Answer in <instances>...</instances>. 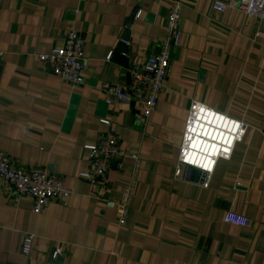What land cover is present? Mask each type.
<instances>
[{
  "label": "crops",
  "instance_id": "crops-1",
  "mask_svg": "<svg viewBox=\"0 0 264 264\" xmlns=\"http://www.w3.org/2000/svg\"><path fill=\"white\" fill-rule=\"evenodd\" d=\"M176 1L182 40L171 49L156 109L140 124L131 106H107L100 87L130 88L127 69L157 52ZM213 1L0 0V151L72 191L35 214L30 197L14 205L12 185L0 180V264H264V18L217 13ZM70 28L88 59L78 86L37 59L61 47ZM192 101L247 125L207 186L186 170L174 175ZM103 118L116 127L124 154L111 163L105 188L78 177L92 168L84 147L105 131ZM129 154L140 165L121 227L104 199H117L129 180ZM226 211L253 226L225 223ZM25 233L33 234L29 257L20 253Z\"/></svg>",
  "mask_w": 264,
  "mask_h": 264
},
{
  "label": "built area",
  "instance_id": "built-area-1",
  "mask_svg": "<svg viewBox=\"0 0 264 264\" xmlns=\"http://www.w3.org/2000/svg\"><path fill=\"white\" fill-rule=\"evenodd\" d=\"M181 8L178 1L170 7L165 23L166 36L159 42L157 52L150 54L139 64L130 65L127 69L128 75L132 79L129 89L108 83H104L100 87V90L106 95L107 106L113 104L131 106L133 116L140 124L146 123L156 109L170 67L171 49L178 47L181 43ZM211 9L217 13H223L229 9L236 10L257 21L264 18V0H214ZM140 15L141 12L137 11L133 20H138ZM124 29L130 31L132 26L126 24ZM256 36L261 35L256 34ZM121 43L129 44L125 39H121ZM111 57L112 53L110 52L105 57V61L109 62ZM124 57L127 56L124 54ZM37 59L52 75L64 83L78 86L84 81L83 73L87 69L88 59L84 53V41L74 28L65 31L61 47L53 48L46 54H39ZM99 123L105 128V131L97 136L93 144L84 147L93 161L92 168L79 173L78 177L87 183L105 188L111 163L122 158L124 154L120 148L121 138L112 121L103 118L99 120ZM246 131L245 123L192 101L184 123L174 175L179 177L184 170L192 168L199 173L201 185L207 186L216 163L231 157L234 147L242 142ZM128 157L134 164L129 180L122 186L117 199H104L105 206L116 211L117 224L121 227L125 226L127 222L140 165L136 154H129ZM0 180L12 185L11 200L14 205L17 204L21 196L30 197L32 200L31 211L35 214L40 213L51 199L64 200L72 193L61 179L42 171H25L1 151ZM223 221L246 228L253 226L250 219L232 211L224 213ZM32 239V233H25L22 237L20 253L25 257H29L31 254ZM55 254L54 251L51 257Z\"/></svg>",
  "mask_w": 264,
  "mask_h": 264
},
{
  "label": "water",
  "instance_id": "water-1",
  "mask_svg": "<svg viewBox=\"0 0 264 264\" xmlns=\"http://www.w3.org/2000/svg\"><path fill=\"white\" fill-rule=\"evenodd\" d=\"M122 47L125 48L124 46H122ZM186 174H187V176H190V175L199 176V173L196 170L192 169V168H187L186 169Z\"/></svg>",
  "mask_w": 264,
  "mask_h": 264
}]
</instances>
